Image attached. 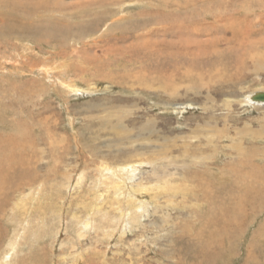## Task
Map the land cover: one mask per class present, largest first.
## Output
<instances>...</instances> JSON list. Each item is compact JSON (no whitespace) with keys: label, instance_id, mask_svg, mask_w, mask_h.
Returning <instances> with one entry per match:
<instances>
[{"label":"rangeland","instance_id":"374dc122","mask_svg":"<svg viewBox=\"0 0 264 264\" xmlns=\"http://www.w3.org/2000/svg\"><path fill=\"white\" fill-rule=\"evenodd\" d=\"M257 91L264 0H0V263L264 264Z\"/></svg>","mask_w":264,"mask_h":264},{"label":"bare ground","instance_id":"6f19581e","mask_svg":"<svg viewBox=\"0 0 264 264\" xmlns=\"http://www.w3.org/2000/svg\"><path fill=\"white\" fill-rule=\"evenodd\" d=\"M115 16V15H114ZM48 18V17H47ZM260 22V21H259ZM53 26V25H52ZM44 31H46V28L44 29ZM48 32V31H47ZM51 32V31H50ZM46 33V32H45ZM40 35H42V34H40ZM46 35V34H45ZM48 35V34H47ZM44 36V35H43ZM50 36V35H49ZM253 37V36H252ZM27 47V46H26ZM25 50H26V48H25ZM24 58V57H23ZM26 60V59H25ZM18 64V63H17ZM55 64V63H54ZM64 65V64H63ZM32 67V66H31ZM30 67V68H31ZM35 69H37L36 67H35ZM39 69V68H38ZM46 69V68H45ZM40 70V69H39ZM39 72V71H38ZM43 72H45V71H43ZM47 72V71H46ZM24 74V73H23ZM46 74V73H45ZM48 76V75H47ZM50 76V75H49ZM15 81V80H14ZM15 84V83H14ZM18 87V86H17ZM28 87V86H27ZM24 89V88H23ZM42 91V90H41ZM258 92V91H257ZM12 93V92H11ZM255 94V93H254ZM254 94H251V95H249L248 96V98H250L251 99V101L249 100V102H251V103H254V104H258V105H264V102H257V101H254L253 99H252V97H253V95ZM9 110V109H8ZM9 117V116H8ZM95 118V117H94ZM144 126V125H143ZM125 129H127V127H124ZM211 129H212V127H211ZM141 138V137H140ZM126 167H128L129 168V170H131V172H133V170H134V165H127ZM121 168H122V170H123V167H120V168H112L111 170H108L109 172H111L112 174H114V176H112L111 178H109V177H107V178H109V180H110V185L113 187L114 186V188L116 189V192L117 193H122V188L121 187H123L126 183H125V179H126V175H125V173L123 172V171H121ZM118 174H119V176H118ZM114 178H116L117 180H114ZM107 180V179H106ZM104 181H105V179H104ZM141 184V183H140ZM134 188V187H133ZM138 191L139 189L137 188H134V189H130V191ZM123 196H124V198L125 199H127V195L128 194H122ZM129 196V195H128ZM131 196H133V194H131ZM133 198V197H132ZM120 200V199H119ZM133 200L135 201V199L133 198ZM134 201H132V200H130L129 201V204L130 205H132V204H134L135 202ZM138 202H141V200H138ZM12 246L14 247V244H12ZM0 261H2V260H0ZM1 264V263H0Z\"/></svg>","mask_w":264,"mask_h":264},{"label":"water","instance_id":"95a60500","mask_svg":"<svg viewBox=\"0 0 264 264\" xmlns=\"http://www.w3.org/2000/svg\"><path fill=\"white\" fill-rule=\"evenodd\" d=\"M252 99L257 102H264V91L256 92Z\"/></svg>","mask_w":264,"mask_h":264}]
</instances>
